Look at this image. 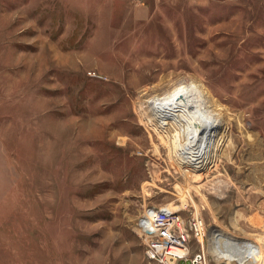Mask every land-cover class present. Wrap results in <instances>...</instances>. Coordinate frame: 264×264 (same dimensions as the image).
<instances>
[{"label":"rangeland","instance_id":"374dc122","mask_svg":"<svg viewBox=\"0 0 264 264\" xmlns=\"http://www.w3.org/2000/svg\"><path fill=\"white\" fill-rule=\"evenodd\" d=\"M177 77L222 113L198 170L144 105ZM184 206L208 264L214 229L264 240V0H0V264H158L137 220Z\"/></svg>","mask_w":264,"mask_h":264},{"label":"bare ground","instance_id":"6f19581e","mask_svg":"<svg viewBox=\"0 0 264 264\" xmlns=\"http://www.w3.org/2000/svg\"><path fill=\"white\" fill-rule=\"evenodd\" d=\"M148 95L144 100L147 114L167 130L174 157L189 169L206 167L211 159L209 152L223 139L218 133L223 126L222 113L214 96L201 82L185 77H177L168 88L160 87ZM209 234L207 250L216 264H232V255L243 258L246 251L264 246V240L255 239L253 246L225 229Z\"/></svg>","mask_w":264,"mask_h":264},{"label":"built area","instance_id":"2783aa9c","mask_svg":"<svg viewBox=\"0 0 264 264\" xmlns=\"http://www.w3.org/2000/svg\"><path fill=\"white\" fill-rule=\"evenodd\" d=\"M180 208L176 211L158 208L145 209L137 220V228L145 245L144 254L149 261L158 264H208L202 246L206 237L204 220L195 215L184 217ZM195 242L197 249H193Z\"/></svg>","mask_w":264,"mask_h":264},{"label":"crops","instance_id":"0c3cea01","mask_svg":"<svg viewBox=\"0 0 264 264\" xmlns=\"http://www.w3.org/2000/svg\"><path fill=\"white\" fill-rule=\"evenodd\" d=\"M4 242H5L4 239L0 237V243H1V245H3ZM2 249H3V246H0V256H1L0 257V262L3 261L2 257L4 255V253H3L4 251ZM5 251H6V249H5Z\"/></svg>","mask_w":264,"mask_h":264}]
</instances>
